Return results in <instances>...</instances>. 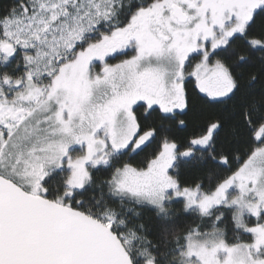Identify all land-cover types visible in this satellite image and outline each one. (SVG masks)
Wrapping results in <instances>:
<instances>
[{
	"label": "snow or ice",
	"instance_id": "1",
	"mask_svg": "<svg viewBox=\"0 0 264 264\" xmlns=\"http://www.w3.org/2000/svg\"><path fill=\"white\" fill-rule=\"evenodd\" d=\"M0 264H264V0L0 9Z\"/></svg>",
	"mask_w": 264,
	"mask_h": 264
},
{
	"label": "trees",
	"instance_id": "2",
	"mask_svg": "<svg viewBox=\"0 0 264 264\" xmlns=\"http://www.w3.org/2000/svg\"><path fill=\"white\" fill-rule=\"evenodd\" d=\"M12 2V0H0V9H2L5 5L10 4ZM115 62V61H113ZM139 159V158H137ZM102 174L101 173H97V177H101Z\"/></svg>",
	"mask_w": 264,
	"mask_h": 264
}]
</instances>
